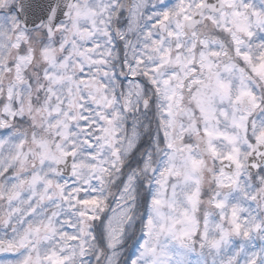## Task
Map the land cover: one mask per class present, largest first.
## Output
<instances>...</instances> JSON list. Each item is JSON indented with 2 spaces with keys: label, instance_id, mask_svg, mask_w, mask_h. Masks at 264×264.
I'll return each instance as SVG.
<instances>
[{
  "label": "snow or ice",
  "instance_id": "snow-or-ice-1",
  "mask_svg": "<svg viewBox=\"0 0 264 264\" xmlns=\"http://www.w3.org/2000/svg\"><path fill=\"white\" fill-rule=\"evenodd\" d=\"M0 264H264V0H0Z\"/></svg>",
  "mask_w": 264,
  "mask_h": 264
}]
</instances>
